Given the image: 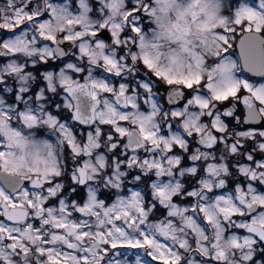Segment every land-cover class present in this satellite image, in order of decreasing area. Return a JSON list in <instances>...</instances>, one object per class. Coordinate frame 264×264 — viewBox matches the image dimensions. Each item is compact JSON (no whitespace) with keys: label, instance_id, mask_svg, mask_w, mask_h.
<instances>
[{"label":"snow or ice","instance_id":"obj_1","mask_svg":"<svg viewBox=\"0 0 264 264\" xmlns=\"http://www.w3.org/2000/svg\"><path fill=\"white\" fill-rule=\"evenodd\" d=\"M0 264H264V0H0Z\"/></svg>","mask_w":264,"mask_h":264}]
</instances>
